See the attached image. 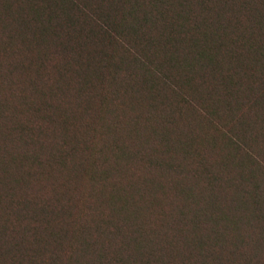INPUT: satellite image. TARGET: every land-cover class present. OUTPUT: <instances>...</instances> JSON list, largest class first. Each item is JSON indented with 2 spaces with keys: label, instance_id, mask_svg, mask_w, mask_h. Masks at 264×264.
<instances>
[{
  "label": "trees",
  "instance_id": "16d2710c",
  "mask_svg": "<svg viewBox=\"0 0 264 264\" xmlns=\"http://www.w3.org/2000/svg\"><path fill=\"white\" fill-rule=\"evenodd\" d=\"M0 264H264V0H0Z\"/></svg>",
  "mask_w": 264,
  "mask_h": 264
},
{
  "label": "rangeland",
  "instance_id": "374dc122",
  "mask_svg": "<svg viewBox=\"0 0 264 264\" xmlns=\"http://www.w3.org/2000/svg\"><path fill=\"white\" fill-rule=\"evenodd\" d=\"M187 113V112H186ZM199 118H200V116H198ZM204 121L205 120H202L201 121V123H202V127H204L205 125H206V127L205 128H203V130H205L206 131V133H208V135L211 133V137H212V135L215 133V131H214V128H213V126L214 127H218V123L216 122V123H212V127H211V125L210 124H203L204 123ZM191 123H193V125H194V122H191ZM195 126V125H194ZM198 133V132H197ZM217 135V134H216ZM217 141L218 142H220L221 141V138L218 136V138H217ZM217 150H219L218 148H217ZM204 153V157L206 158V159H208V157H209V150L208 151H206V152H203ZM218 152H216V154H217ZM213 156H216L215 154L213 155ZM218 157V156H217ZM214 158V157H213Z\"/></svg>",
  "mask_w": 264,
  "mask_h": 264
}]
</instances>
